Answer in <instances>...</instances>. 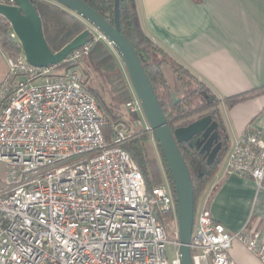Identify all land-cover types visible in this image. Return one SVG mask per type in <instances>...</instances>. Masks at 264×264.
Returning <instances> with one entry per match:
<instances>
[{
    "label": "built area",
    "instance_id": "obj_1",
    "mask_svg": "<svg viewBox=\"0 0 264 264\" xmlns=\"http://www.w3.org/2000/svg\"><path fill=\"white\" fill-rule=\"evenodd\" d=\"M89 28L93 39L112 45ZM91 46L69 52L64 68L34 66L23 50L6 56L0 82V264H180L179 231L171 239L158 217L170 213L178 225L176 194L164 177L148 189L125 147L137 128L152 133L150 124L130 86L125 107L134 117L112 122L106 138L108 118L79 71ZM228 150L223 173L263 186L264 130L248 126ZM194 216L193 264H236L228 253L235 240L264 264L262 231L230 232L206 205Z\"/></svg>",
    "mask_w": 264,
    "mask_h": 264
},
{
    "label": "crops",
    "instance_id": "obj_2",
    "mask_svg": "<svg viewBox=\"0 0 264 264\" xmlns=\"http://www.w3.org/2000/svg\"><path fill=\"white\" fill-rule=\"evenodd\" d=\"M136 3L149 37L220 97L229 149L248 126L264 130V93L252 95L264 86V0ZM2 54L0 48V61ZM245 93L251 96L234 104L226 100ZM222 169L221 162L200 204L230 232L245 228L264 233V185L259 187L251 177L225 174ZM228 253L236 264H262L236 240Z\"/></svg>",
    "mask_w": 264,
    "mask_h": 264
},
{
    "label": "trees",
    "instance_id": "obj_3",
    "mask_svg": "<svg viewBox=\"0 0 264 264\" xmlns=\"http://www.w3.org/2000/svg\"><path fill=\"white\" fill-rule=\"evenodd\" d=\"M31 1L38 11V15L41 16L46 41L54 52L59 51L72 41V39L77 37V35L89 28V23L83 17L74 14V12L54 0ZM82 1L100 13L107 21L114 23L115 0ZM118 12L121 31L129 39L143 64L147 73L146 75H148L153 85L170 129L174 131L178 127L186 126L206 116H210L216 124L215 130L218 136L209 150H202V147L206 143V139L202 135L195 136L189 141L178 143L193 182L192 190H194L196 210L206 188H208L212 179L215 177L214 175L218 172L219 166L229 149L227 131L220 117L219 104L221 99L190 68L178 62L163 47L149 37L141 24L136 0H120V11ZM12 33L13 29L10 22L0 14V48L4 52V55L17 57L22 52V46L17 38L12 37ZM91 41L92 46L90 51L87 56L82 57L81 61H87V65L91 66L101 76L108 88L107 90L112 105L109 106L105 103L100 90H98L99 88L89 87L88 89L96 98L98 97L97 103H99L104 111L105 116L107 115L106 113L109 114L112 119L111 122L125 120L126 118H121L117 114L115 108L117 109L119 106L125 107L127 101H131L132 93L124 70L118 63L113 52L118 53V51H116L117 49L113 45L109 47L105 40L93 39ZM164 63H169L174 66L180 79L184 82L185 94L181 99L182 101L178 104H175L171 100L169 88H167L166 80L162 75L161 65ZM58 66L64 68L65 63L61 62ZM260 93H264V86H259V88L252 92V95ZM194 94L201 95L203 97L201 98L202 101L195 103L191 101L190 99L193 98L192 96ZM249 96L251 94L245 93L234 96V98L229 97L226 100L230 104H234L249 98ZM127 115L131 120L134 117L130 113ZM150 135L154 137L153 133L151 134L143 129L137 128L134 136L128 140L125 147L137 162V166H139L144 176L148 189L162 183L164 180L163 177H165L163 172H165L172 191H174V182L171 178L172 176L164 152H162L163 149L159 144V140H156L154 137L158 157L154 153L156 151L149 140L151 139ZM218 145H220L219 149H217L218 151L211 162H209L210 152ZM158 217L164 226V230L170 233L175 223L172 214L162 213Z\"/></svg>",
    "mask_w": 264,
    "mask_h": 264
},
{
    "label": "water",
    "instance_id": "obj_4",
    "mask_svg": "<svg viewBox=\"0 0 264 264\" xmlns=\"http://www.w3.org/2000/svg\"><path fill=\"white\" fill-rule=\"evenodd\" d=\"M54 1L68 8L74 14L83 17L89 23V26L108 39L121 56L132 89H134L140 100L139 102H141L154 137L159 140L174 182L176 203L178 205L177 229L179 231L180 264H193L190 240L195 220L194 190H192L193 182L188 166L185 164L178 143L202 135L206 139L202 150H209L218 136L215 130V122L210 116H206L186 126L178 127L174 131L170 129L143 64L131 42L121 31L118 12L120 11V0H115L114 23L107 21L106 18L82 0ZM31 2V0H14L13 4L0 3V14L10 22L13 32L22 46L23 55L30 64L44 67L60 63L70 54L69 52L93 40L94 35L88 28L59 51H52L44 35L41 16L38 15V11ZM162 72L171 94V100L175 104L180 103L185 93L184 84L178 79L172 66L163 65ZM219 146H216L210 152L209 162L214 158Z\"/></svg>",
    "mask_w": 264,
    "mask_h": 264
},
{
    "label": "rangeland",
    "instance_id": "obj_5",
    "mask_svg": "<svg viewBox=\"0 0 264 264\" xmlns=\"http://www.w3.org/2000/svg\"><path fill=\"white\" fill-rule=\"evenodd\" d=\"M109 45V47H111V45L110 44H108ZM114 52V55H115V57H116V59H117V61H118V63L121 65V67H122V69L124 70V73H125V76H126V78H127V81H128V83H129V85L131 86V83H130V80H129V78H128V75H127V72H126V69H125V66H124V64H123V61H122V58L118 55V53L117 52H115V51H113ZM2 55H4V52L2 51ZM4 58H5V61H6V64H5V62H4ZM2 60V62L0 61V82H1V79L3 80V78L5 77V75H6V73H7V71H6V73H5V75H4V72H5V70H6V68L8 67V65H7V60H6V55H4V57H2L1 58ZM163 65H169V66H172L171 64H169V63H164V64H162L161 65V71H162V66ZM173 68H174V66H172ZM175 69V68H174ZM7 70H8V68H7ZM79 71L81 72V74H82V78L84 79V84H85V86L87 87V88H89V87H97V88H99L98 90H100V93H101V96H102V98H103V100L105 101V103L106 104H108L109 106H111L112 105V103H111V98L109 97V93H108V88H107V86H106V84L104 83V81L102 80V78H101V76H99V74H98V72L97 71H95L94 69H92L91 68V66H88L87 65V61L86 62H84V61H81L80 62V64H79ZM175 72H176V70H175ZM163 73V72H162ZM176 75H177V77H178V79L184 84V82H183V80H181L180 79V77H179V75L177 74V72L175 73ZM4 75V76H3ZM164 76V75H163ZM165 78V77H164ZM185 86V85H184ZM185 94V93H184ZM184 94H183V97H184ZM193 98L192 99H190L191 101H193L194 103L195 102H201L202 101V99L201 98H203L201 95H199V94H194V96H192ZM98 98V97H97ZM115 111H117V114L121 117V118H129L128 117V115L127 114H129L128 112H127V110L125 109V107H122V106H119L117 109L115 108ZM107 115L106 116H108V124L106 125V127L104 128L105 129V135H106V138H108L109 139V137H110V134H111V121H112V119L110 118V116H109V114L108 113H106ZM130 119V118H129ZM131 120V119H130ZM111 122V123H110ZM135 129V128H134ZM152 134V133H151ZM151 137V139H149L150 140V142H151V144L153 145V147H154V149H155V151L156 152H154V153H156V155L158 156V151H157V148H156V142H155V140H154V137L152 136V135H150ZM159 157V156H158ZM224 159H225V157H224ZM224 161V160H223ZM222 161V162H223ZM1 163H0V171H1ZM0 175H1V172H0ZM163 175L165 176L164 178H166L167 177V175H166V173L165 172H163ZM167 180H168V178H166ZM198 206H201V204H200V202H199V205ZM176 228H178V225H177V223H174V226H173V229H172V231L170 232V233H168V236H170L171 237V239H174V237H175V231H176ZM169 255H172V254H174V248L171 246L170 247V249H169Z\"/></svg>",
    "mask_w": 264,
    "mask_h": 264
}]
</instances>
